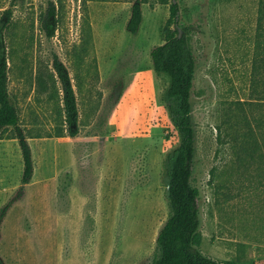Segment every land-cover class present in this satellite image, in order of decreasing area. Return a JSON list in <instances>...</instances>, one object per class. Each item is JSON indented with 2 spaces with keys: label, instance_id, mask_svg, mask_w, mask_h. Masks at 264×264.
Segmentation results:
<instances>
[{
  "label": "rangeland",
  "instance_id": "obj_1",
  "mask_svg": "<svg viewBox=\"0 0 264 264\" xmlns=\"http://www.w3.org/2000/svg\"><path fill=\"white\" fill-rule=\"evenodd\" d=\"M136 1L0 0L10 97L34 161L23 184L17 128L0 129L4 264L154 263L171 214L167 155L180 143L169 77L151 57L168 28L188 29L198 64L192 183L200 194L199 247L221 261L264 264L260 0H177V26L172 0H140L143 20L133 33ZM56 55L76 93V137L58 136L67 125Z\"/></svg>",
  "mask_w": 264,
  "mask_h": 264
},
{
  "label": "trees",
  "instance_id": "obj_2",
  "mask_svg": "<svg viewBox=\"0 0 264 264\" xmlns=\"http://www.w3.org/2000/svg\"><path fill=\"white\" fill-rule=\"evenodd\" d=\"M10 17V10L6 11ZM55 15V5L51 4L44 22L49 36L55 34V25L48 18ZM180 6L175 0L171 3V21L178 24ZM143 20L141 1L132 7V16L128 27L136 33ZM258 33L264 37V0L258 8ZM153 67L158 74H166L169 84L166 96L169 99V113L180 134V143L167 155L168 191L171 214L159 231L157 248L159 254L153 264H236L233 261H221L205 254L199 247L202 224L199 190L192 183L194 162L196 159V124L193 114L192 91L197 71V60L190 45L188 29L168 28L163 44L151 51ZM261 63L257 61V67ZM54 68L63 91L66 131L58 136L76 137L79 135V110L76 93L64 62L55 56ZM264 84V77L257 78ZM20 116L11 100L9 92V57L4 40L0 39V129L17 128L15 138L19 139L24 161L22 183H29L34 174V161L28 137L18 126ZM0 264H4L0 257Z\"/></svg>",
  "mask_w": 264,
  "mask_h": 264
},
{
  "label": "water",
  "instance_id": "obj_3",
  "mask_svg": "<svg viewBox=\"0 0 264 264\" xmlns=\"http://www.w3.org/2000/svg\"><path fill=\"white\" fill-rule=\"evenodd\" d=\"M175 2H177V0H175ZM182 32H181V30H180V34H181Z\"/></svg>",
  "mask_w": 264,
  "mask_h": 264
}]
</instances>
